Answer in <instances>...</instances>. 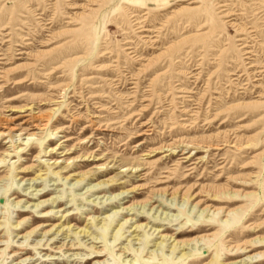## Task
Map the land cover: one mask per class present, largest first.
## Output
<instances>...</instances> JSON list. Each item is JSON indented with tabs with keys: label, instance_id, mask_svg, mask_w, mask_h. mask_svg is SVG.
Wrapping results in <instances>:
<instances>
[{
	"label": "rangeland",
	"instance_id": "obj_1",
	"mask_svg": "<svg viewBox=\"0 0 264 264\" xmlns=\"http://www.w3.org/2000/svg\"><path fill=\"white\" fill-rule=\"evenodd\" d=\"M263 94L264 0H0V264H264Z\"/></svg>",
	"mask_w": 264,
	"mask_h": 264
},
{
	"label": "bare ground",
	"instance_id": "obj_2",
	"mask_svg": "<svg viewBox=\"0 0 264 264\" xmlns=\"http://www.w3.org/2000/svg\"><path fill=\"white\" fill-rule=\"evenodd\" d=\"M126 1V0H125ZM156 40V39H155ZM142 63V62H141ZM139 72V71H138ZM16 75V74H15ZM133 90H135V89H133ZM264 95V94H263ZM28 109V108H27ZM30 135H32V134H30ZM66 140H68V139H66ZM65 140V141H66ZM138 227V226H137ZM85 229V228H84ZM83 228L82 229H80L79 231H78V234L79 233H82L83 235L85 234H87V232L84 230ZM134 233H135V231H134ZM69 244V243H68ZM63 245V244H62ZM66 246V245H65ZM72 247V245L70 246V247H68L67 249H73V248H71ZM60 248V247H59ZM69 255H72V256H75V254H69ZM236 255V254H235Z\"/></svg>",
	"mask_w": 264,
	"mask_h": 264
}]
</instances>
